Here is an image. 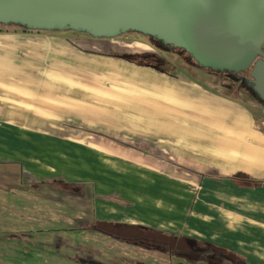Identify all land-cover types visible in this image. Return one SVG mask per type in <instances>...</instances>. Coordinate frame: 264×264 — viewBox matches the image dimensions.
I'll use <instances>...</instances> for the list:
<instances>
[{"label": "rangeland", "instance_id": "1", "mask_svg": "<svg viewBox=\"0 0 264 264\" xmlns=\"http://www.w3.org/2000/svg\"><path fill=\"white\" fill-rule=\"evenodd\" d=\"M76 25L80 27L0 26V32L44 39L37 53L31 42L21 53L0 50V121L26 128L28 133L21 134L27 135L31 161L23 171L11 163L21 156L0 151V264H78L74 259L88 264H177L174 257L127 244L99 228L118 223L107 219L103 201L119 197L121 206H131L117 192L123 172L138 173L141 182L148 179V206L143 207L148 228L172 234L176 246L181 238L195 239L197 230L205 234L207 246L226 241L225 232L242 240L246 226L231 225L237 222L232 215L264 210V187L209 188L199 176L223 169L228 173L233 163L237 168L245 162L256 175H264V105L241 80L201 69L181 49L156 42L163 40L161 34L128 31L101 37ZM65 45L69 50H62ZM138 68L194 81L230 98L249 114L259 133L237 142V162L219 158L227 155L219 153V144L209 143L211 137L201 139L205 147L200 150L211 155L186 152L180 143L183 133L157 129L164 123L147 105ZM245 145L252 146L251 154ZM106 174L111 178L105 180ZM199 204H204L205 222L197 213ZM161 205L171 207L165 226ZM108 210L119 215L122 209L109 204ZM234 251L241 254L243 249L225 252Z\"/></svg>", "mask_w": 264, "mask_h": 264}, {"label": "crops", "instance_id": "2", "mask_svg": "<svg viewBox=\"0 0 264 264\" xmlns=\"http://www.w3.org/2000/svg\"><path fill=\"white\" fill-rule=\"evenodd\" d=\"M23 34L15 31L11 33L0 32V50L9 53H21L22 48L29 50V46H27L28 42L33 44L31 46L34 53L41 50L44 39L38 38V35H31V37L28 38ZM66 45L62 50H69V47ZM138 70L139 71H136V74L141 76L140 83L146 87L147 90L145 93L149 101L147 105L153 106L154 110L151 109V111L156 115L155 119L157 121L161 120L162 123H164L162 126H158L157 129L162 130L164 133H183L181 135L180 143L181 147L185 148L186 152L211 155V153L200 151L205 147L201 139L211 137L212 139L209 143L213 146L219 144V153L227 155H219V158L226 160L231 158L237 162L235 153L237 142L240 143V139L246 140V138H251L252 133H259L254 127V122L249 114L238 108L230 98L208 90L201 84L194 81L177 80L172 77L157 74L156 72L146 68H138ZM132 80L133 81L129 82L131 85H134L135 80L133 78ZM158 112H161L163 115L161 116ZM0 122L2 123L0 124V139H2L0 140V151L3 150L4 153L9 152V154H14V156L16 154L21 156L20 159L14 157L18 159V162L12 161L11 163L19 166L21 170L27 171L30 168L29 165L31 164V161L27 159L29 151H27L26 147L28 143L26 142L27 140H24L27 135L21 134L28 133L26 128L20 125L8 124L11 123L8 121ZM191 133H195L196 142L194 143L191 142V140L194 139ZM244 148L249 154L253 151L252 146L245 145ZM263 150L261 149L260 151ZM217 155L218 154L214 156ZM232 165L231 169H234L233 171L227 173V171L223 169L220 170V172H217V174L213 173L212 175L224 179L236 173H244L255 180H264V175H256L253 172L255 169L252 168L251 165H247L246 162L243 163V167L236 168L237 164L234 165V163ZM260 165L262 166L264 163L261 162ZM221 168L222 167H219V169ZM121 169L126 170V168ZM262 169L263 168H260V170ZM119 172H121V170ZM89 173L90 174L87 175L91 176V172ZM121 174L123 176L121 178L122 184H120V189H118L117 192L123 194V199L125 201H129L131 206L128 208L121 206V198L119 197L118 199H115L114 202L109 200L103 201L101 205L108 214L107 219L117 221V225L135 226L149 231H157L155 229L153 230L148 228L150 227L147 222L149 221V217L147 215H143V213H148V210L143 208L144 206H148V195L150 192V187L147 186L148 179L143 177L147 180L146 183L145 181H140V175L138 173L129 174L123 172ZM200 174V181H202L203 184H206L209 188H229L233 191H242V189L236 188L227 182H217L209 177H203L202 175H207L205 173ZM108 176L109 175L107 174L105 175V180H107V178H111ZM100 181L104 183V179ZM86 183H88V181H85V184ZM102 183L101 190L104 188ZM249 190L250 189L246 191ZM262 190H264V188ZM112 191L115 190L112 189ZM160 194L162 196L164 193ZM167 198V200L170 201L171 195L169 194ZM109 204L115 207V209H122L123 211H118L117 214L119 215H115L114 213L111 215L110 213L114 211L108 210ZM203 205L204 204L197 205V213L198 215L201 214L203 216L202 221L205 222ZM132 207H138L136 212L131 210ZM161 208L164 216L163 224L165 226V216L168 215L170 219L171 207L169 205L167 207L165 205H161ZM200 211H202V213H200ZM237 217L240 219H237ZM232 218L236 219L237 222H231V225L235 227L240 225L246 226L244 227L245 232L242 240L236 238V236L234 237V233H231L232 235L230 236V233L225 232L224 239L226 241L223 243L213 242L210 243V246L208 247L214 252L240 255L245 259L246 264H264V210H253L241 215L240 213H236L232 215ZM224 219H226V217ZM217 224L219 223L217 222ZM155 228L157 229V227ZM211 229L212 231H215L213 227ZM216 230H218L217 232L219 233L221 232L219 226H217ZM157 232L166 234L162 231ZM204 235L205 234L203 232L197 230V232H195V239L181 238V241L187 240L190 242V240H193L205 245ZM233 248H241L243 249V252L241 254L240 252L235 251L225 252Z\"/></svg>", "mask_w": 264, "mask_h": 264}, {"label": "water", "instance_id": "3", "mask_svg": "<svg viewBox=\"0 0 264 264\" xmlns=\"http://www.w3.org/2000/svg\"><path fill=\"white\" fill-rule=\"evenodd\" d=\"M9 22L80 24L101 37L161 34L204 68L241 73L254 64L255 90L264 100V0H0V25Z\"/></svg>", "mask_w": 264, "mask_h": 264}, {"label": "trees", "instance_id": "4", "mask_svg": "<svg viewBox=\"0 0 264 264\" xmlns=\"http://www.w3.org/2000/svg\"><path fill=\"white\" fill-rule=\"evenodd\" d=\"M3 25V24H1ZM0 25V26H1ZM7 25H19L12 22H9ZM65 33H69L70 30H64ZM147 37V36H146ZM149 37V36H148ZM147 37V38H148ZM154 39L153 37H149V39ZM156 42H159L164 46V42L160 39H157ZM169 45V44H168ZM178 48V47H177ZM184 51L189 57L194 61V58L184 49L178 48ZM263 52H264V44H263ZM131 60H134L133 58ZM142 61H145L143 59ZM199 68L206 69L209 71H217L210 68H204L199 65ZM254 68V64L244 72L241 73H229L225 72L228 78L232 80H241L242 86L247 89L250 95L254 98H257L260 103L264 105V100L259 96L257 91L255 90V81L252 76V70ZM203 177H209L217 182H227L236 188L242 189H257L264 187V180H255L247 174L244 173H236L227 178L217 177L215 175L208 176L202 175ZM98 227V226H97ZM101 231L106 233L108 236H112L114 238H119L127 244L139 246L143 249H148L152 251H160L166 255H169L171 258L174 257L178 259L177 264H246L245 259L236 254L231 253H218L211 251V249L204 245L203 243H199L197 241L190 240H182L176 244V239L172 234H164L157 231L147 230L140 227L135 226H125V225H100ZM103 228V229H102ZM175 245V246H174ZM73 260V259H72ZM73 262L78 264H88V262L84 260L74 259ZM143 264V263H138Z\"/></svg>", "mask_w": 264, "mask_h": 264}, {"label": "bare ground", "instance_id": "5", "mask_svg": "<svg viewBox=\"0 0 264 264\" xmlns=\"http://www.w3.org/2000/svg\"><path fill=\"white\" fill-rule=\"evenodd\" d=\"M148 30H150V29H148Z\"/></svg>", "mask_w": 264, "mask_h": 264}]
</instances>
